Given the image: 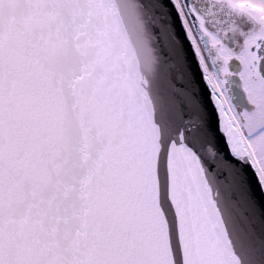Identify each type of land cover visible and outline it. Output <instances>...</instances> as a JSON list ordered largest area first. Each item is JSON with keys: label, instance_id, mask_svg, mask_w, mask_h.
Listing matches in <instances>:
<instances>
[{"label": "snow or ice", "instance_id": "snow-or-ice-1", "mask_svg": "<svg viewBox=\"0 0 264 264\" xmlns=\"http://www.w3.org/2000/svg\"><path fill=\"white\" fill-rule=\"evenodd\" d=\"M0 264H264V0H0Z\"/></svg>", "mask_w": 264, "mask_h": 264}, {"label": "water", "instance_id": "water-1", "mask_svg": "<svg viewBox=\"0 0 264 264\" xmlns=\"http://www.w3.org/2000/svg\"><path fill=\"white\" fill-rule=\"evenodd\" d=\"M182 37H183V34L181 33V38ZM189 55H191V54L189 53ZM191 69H192L193 72H195L196 76L198 77L199 76V71H198V69L196 67V64H195L194 60L191 63Z\"/></svg>", "mask_w": 264, "mask_h": 264}]
</instances>
